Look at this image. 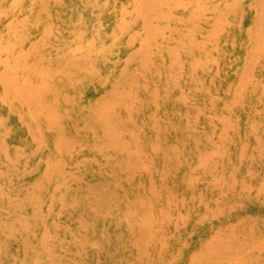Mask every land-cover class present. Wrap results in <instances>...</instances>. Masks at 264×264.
Instances as JSON below:
<instances>
[{"label":"rangeland","instance_id":"374dc122","mask_svg":"<svg viewBox=\"0 0 264 264\" xmlns=\"http://www.w3.org/2000/svg\"><path fill=\"white\" fill-rule=\"evenodd\" d=\"M0 264H264V0H0Z\"/></svg>","mask_w":264,"mask_h":264},{"label":"bare ground","instance_id":"6f19581e","mask_svg":"<svg viewBox=\"0 0 264 264\" xmlns=\"http://www.w3.org/2000/svg\"><path fill=\"white\" fill-rule=\"evenodd\" d=\"M7 115V114H6ZM18 119V118H17ZM27 135V134H26Z\"/></svg>","mask_w":264,"mask_h":264}]
</instances>
